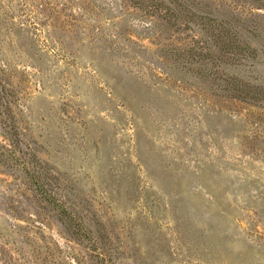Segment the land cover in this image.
Returning <instances> with one entry per match:
<instances>
[{"label": "rangeland", "instance_id": "rangeland-1", "mask_svg": "<svg viewBox=\"0 0 264 264\" xmlns=\"http://www.w3.org/2000/svg\"><path fill=\"white\" fill-rule=\"evenodd\" d=\"M0 264H264V0H0Z\"/></svg>", "mask_w": 264, "mask_h": 264}]
</instances>
